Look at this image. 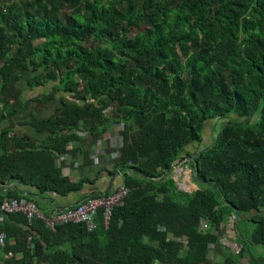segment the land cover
I'll return each instance as SVG.
<instances>
[{
    "label": "trees",
    "instance_id": "16d2710c",
    "mask_svg": "<svg viewBox=\"0 0 264 264\" xmlns=\"http://www.w3.org/2000/svg\"><path fill=\"white\" fill-rule=\"evenodd\" d=\"M0 65L1 120L24 106V81L51 85L34 98L42 107L71 98L32 118L47 134L39 146L0 134L1 183L81 191L88 180L71 182L56 154L110 122L132 170L108 228L102 212L94 232L7 215L0 264H205L233 214L241 247L222 264H237L246 241L264 246V0H0ZM214 120L212 144L190 153ZM180 158L196 167L192 193L171 177ZM10 198L30 200L0 191V207Z\"/></svg>",
    "mask_w": 264,
    "mask_h": 264
},
{
    "label": "crops",
    "instance_id": "0c3cea01",
    "mask_svg": "<svg viewBox=\"0 0 264 264\" xmlns=\"http://www.w3.org/2000/svg\"><path fill=\"white\" fill-rule=\"evenodd\" d=\"M2 65H0L1 67ZM2 77L0 76V87ZM24 106L13 116L0 119V134L7 129L10 130V136H29V143L39 146L40 142L47 137V134L37 130V121L32 122L33 117L50 118L57 114L61 106V98L56 99L49 105L42 107L34 98L43 94L41 89L31 90L22 82ZM1 89V88H0ZM33 92L38 94L33 95ZM46 92V91H45ZM63 94V93H61ZM66 99L64 95L62 96ZM3 103L0 100V110ZM121 125L110 122L107 131L103 134L87 132H78L80 140L69 143L70 153L56 154V163L62 169L63 175L68 177L71 182L88 180L83 184L81 191L66 196L54 192L40 193L39 190L31 185L21 186L18 181L0 182V191L5 194L9 191H18L34 201L41 211L48 216H53L58 212L77 205L87 197L103 195L113 191L124 184V177L132 174L127 166L120 167V141L118 142V133L121 131ZM188 158H185L182 167L188 169ZM190 183L196 187L195 182L190 178ZM228 226H230L228 224ZM229 232V231H228ZM235 233L232 230L231 239L225 235L220 238L217 244L211 245V251L205 264H222L227 256L234 257L233 247L236 244L241 245L235 240ZM244 238L242 233H237ZM246 252H243L241 259L237 264H264V246L255 245L246 241ZM2 251L0 250V257Z\"/></svg>",
    "mask_w": 264,
    "mask_h": 264
},
{
    "label": "built area",
    "instance_id": "2783aa9c",
    "mask_svg": "<svg viewBox=\"0 0 264 264\" xmlns=\"http://www.w3.org/2000/svg\"><path fill=\"white\" fill-rule=\"evenodd\" d=\"M120 144L122 145V140ZM182 166L183 165L180 164L178 167L174 168L171 172V177L183 192L192 193L196 189V187L190 183V178L194 176V171L189 167L187 169ZM191 186L194 187L193 191H191ZM128 193L129 189L123 184L109 193L87 197L77 205L58 212L53 216L45 215L34 201H30L26 198L7 199L0 207V247H5L7 241V234L2 229L7 215H23L26 217L29 224L40 219L44 221L46 226L52 231H55L60 225L75 223L84 224L89 232H94L99 227L98 217L100 212H102L103 216V225L108 228L114 209L124 205V199L127 197ZM236 223V215L233 214L229 217L226 228L228 230H230L229 228L233 230ZM228 224L230 226H228ZM161 230H163V228ZM239 250L240 247L234 244V254H237ZM12 257V254H4L3 256V258L7 260Z\"/></svg>",
    "mask_w": 264,
    "mask_h": 264
},
{
    "label": "rangeland",
    "instance_id": "374dc122",
    "mask_svg": "<svg viewBox=\"0 0 264 264\" xmlns=\"http://www.w3.org/2000/svg\"><path fill=\"white\" fill-rule=\"evenodd\" d=\"M39 91H42V93L43 92H45V91H51V85H47V87L45 88V89H41V90H39ZM33 95H35V94H38L37 92L35 93V92H33L32 93ZM65 96V97H67L68 99H71L70 98V96L69 95H65V94H61V93H59V94H57L56 96L58 97V98H61L62 96ZM233 118H235V119H237V117H235V116H233ZM223 123V120L221 121H219V120H214V121H212V122H207L206 123V127H205V129L203 130V135H202V141H201V143H199V144H194L193 146L191 145V146H188L187 147V150L190 152V153H195V152H197V151H200V150H203L204 148H206L207 146H209V145H211L212 144V142H213V139H214V137H216L217 136V133H218V131L220 130V128H221V124ZM121 129H122V126H121ZM121 135H122V130L121 131H119V133H118V142H119V140H121ZM176 186H177V189L179 190V191H181V192H183L180 188H179V186L177 185V183H176ZM195 187V186H194ZM194 187L193 186H191V191H193L194 190ZM247 226H248V230L249 229H251V224L249 223V224H247ZM230 230H228L229 232H227L226 231V233H225V236L228 238V239H231V236H232V230H231V228H229ZM243 230V229H242ZM234 231V230H233ZM222 236H224V235H222Z\"/></svg>",
    "mask_w": 264,
    "mask_h": 264
},
{
    "label": "water",
    "instance_id": "95a60500",
    "mask_svg": "<svg viewBox=\"0 0 264 264\" xmlns=\"http://www.w3.org/2000/svg\"><path fill=\"white\" fill-rule=\"evenodd\" d=\"M185 160V158H180V159H178L174 164H173V169L174 168H176V167H178L183 161ZM172 169V170H173ZM195 171H196V167H195ZM195 171H194V175H195ZM194 191H196V189L194 190Z\"/></svg>",
    "mask_w": 264,
    "mask_h": 264
}]
</instances>
